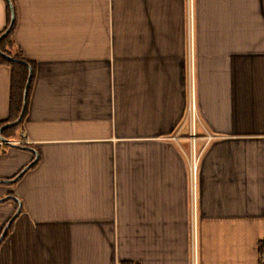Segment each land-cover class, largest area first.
I'll list each match as a JSON object with an SVG mask.
<instances>
[{"label":"crops","instance_id":"0c3cea01","mask_svg":"<svg viewBox=\"0 0 264 264\" xmlns=\"http://www.w3.org/2000/svg\"><path fill=\"white\" fill-rule=\"evenodd\" d=\"M11 2L0 264H264V0Z\"/></svg>","mask_w":264,"mask_h":264},{"label":"trees","instance_id":"16d2710c","mask_svg":"<svg viewBox=\"0 0 264 264\" xmlns=\"http://www.w3.org/2000/svg\"><path fill=\"white\" fill-rule=\"evenodd\" d=\"M10 19H11L10 8H9V5L6 4V26H5L4 30L0 33V36L8 29L9 24H10ZM14 26H15V24L13 23V26H12L10 33L0 41V51L3 54H5V55L16 60V61H10V60H7L5 58L0 57V63H4V64L8 65L9 68L11 69V98H10V103H11L10 104V110H11V114H10L11 119L10 120L11 121H16L20 115V112H21L24 88H25V85H26V82H27V79L29 76V68L28 67H30L32 70V78H31V83H30L29 90H28L27 103H28V99L30 96V91L32 88V83L34 80V72H35L34 66L31 65L30 63H28L22 57V55H20L17 52H12L8 48L9 44L12 43L10 41V36L12 34ZM19 61L27 63L28 66L19 62ZM26 113H27V106H26V110L24 112L23 119L26 116ZM23 119L21 120V122L23 121ZM10 129L11 128L5 129L2 132V134H5L6 133L5 131L10 130ZM9 229H10V227H9ZM7 233H6L5 237L7 236ZM0 235H1V233H0ZM5 237L3 238V240L5 239ZM3 240H2V242H3Z\"/></svg>","mask_w":264,"mask_h":264},{"label":"water","instance_id":"95a60500","mask_svg":"<svg viewBox=\"0 0 264 264\" xmlns=\"http://www.w3.org/2000/svg\"><path fill=\"white\" fill-rule=\"evenodd\" d=\"M6 1H7L8 5H9V8H10L11 19H10V24H9L8 29H7V30H6V31L0 36V41L10 33V31H11V29H12V26H13V23H14V10H13L12 2H11V0H6ZM0 57L5 58V59L10 60V61H16L15 59H13V58H11V57H9V56L3 54L1 51H0ZM19 62H21V63H23V64H25V65L28 66V64L25 63V62H22V61H19ZM28 68H29V76H28V79H27V82H26V85H25V88H24L23 102H22V108H21L20 115H19V117H18V119H17L16 122H14V123H12V124H8V125L2 127L1 130H0V132H1L3 129H5L6 127H10V126H14V125L19 124V123L21 122L23 116H24V112H25V110H26V106H27V95H28V90H29V86H30L31 78H32V70H31L30 67H28ZM0 139H1L2 141L4 140L1 136H0ZM19 211H20V206H19V209H18V211L16 212V214L13 216V218L7 223V225H6L5 228L3 229V231H2V233H1V235H0V244H1L2 240H3V238L5 237V235H6L7 231H8V229H9V227H10V225H11V223L13 222V220H14V219L16 218V216L18 215Z\"/></svg>","mask_w":264,"mask_h":264},{"label":"built area","instance_id":"2783aa9c","mask_svg":"<svg viewBox=\"0 0 264 264\" xmlns=\"http://www.w3.org/2000/svg\"><path fill=\"white\" fill-rule=\"evenodd\" d=\"M196 107H195V102L194 100L192 102H190L189 104V109H188V121L190 123V140L192 141V145H193V140H195V121H196ZM194 145L192 146V154H193V167H192V172L193 174L196 171V164H197V158L195 157V151H194Z\"/></svg>","mask_w":264,"mask_h":264},{"label":"rangeland","instance_id":"374dc122","mask_svg":"<svg viewBox=\"0 0 264 264\" xmlns=\"http://www.w3.org/2000/svg\"><path fill=\"white\" fill-rule=\"evenodd\" d=\"M193 101V97H192V99L190 100V102H192Z\"/></svg>","mask_w":264,"mask_h":264}]
</instances>
